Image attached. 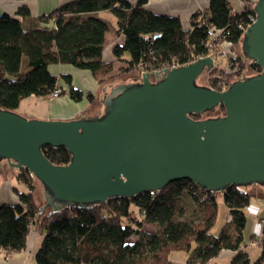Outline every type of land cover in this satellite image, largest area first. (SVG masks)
Masks as SVG:
<instances>
[{
	"label": "trees",
	"instance_id": "1",
	"mask_svg": "<svg viewBox=\"0 0 264 264\" xmlns=\"http://www.w3.org/2000/svg\"><path fill=\"white\" fill-rule=\"evenodd\" d=\"M148 1L69 0L47 16L54 19L53 27L30 30L24 29L19 18L0 13V108L17 111L28 96L49 98L57 88L65 93L50 70L53 64L89 70L105 86L104 77L114 70L113 61L103 59L108 23L96 16H84L100 10H110L124 34V42L113 48L115 60L125 64L120 71H155L206 56L208 30L216 27L224 29L233 55L228 67L215 65L205 74L223 73L230 84L243 73L261 72L253 60L236 49L243 37L240 25L254 13L251 0H241L246 2L245 10L237 9L235 14L228 0H210L208 12L195 13L189 28L178 16L150 11L145 7ZM28 13L25 6L18 11L21 16ZM65 80L70 82L71 75ZM206 86L223 89L217 81ZM69 95L76 101L85 97L90 103L95 100L93 93L74 87L69 88ZM224 114L225 106L219 104L191 116L205 119ZM42 150L55 164L70 162L71 154L64 146L45 145ZM0 176L15 179L13 190L18 197L16 203L0 205V250L9 255L27 248L34 229L43 236L36 253L38 264H173L172 252L177 250L187 252L189 264H206L223 250L233 252L230 264H264V224L257 240L254 234L252 238L259 240L260 255L252 260L244 248V208L251 196L242 186L230 184L224 193H214L189 179H180L156 192L116 196L103 203L54 211L50 206L42 210L45 203L36 194L37 178L29 169L12 167L3 159ZM219 195L229 214L219 233H214L211 229L218 214ZM188 212L190 216L185 217Z\"/></svg>",
	"mask_w": 264,
	"mask_h": 264
},
{
	"label": "water",
	"instance_id": "2",
	"mask_svg": "<svg viewBox=\"0 0 264 264\" xmlns=\"http://www.w3.org/2000/svg\"><path fill=\"white\" fill-rule=\"evenodd\" d=\"M252 1L256 19L242 32L240 50L260 73H243L222 90L201 85V75L215 67L207 55L109 80L98 96L103 106L77 118H30L0 108V162L36 176L42 210L156 192L180 179L214 193L230 184L264 185V0ZM219 104L223 116H191ZM45 145L64 146L70 162L53 163Z\"/></svg>",
	"mask_w": 264,
	"mask_h": 264
},
{
	"label": "crops",
	"instance_id": "3",
	"mask_svg": "<svg viewBox=\"0 0 264 264\" xmlns=\"http://www.w3.org/2000/svg\"><path fill=\"white\" fill-rule=\"evenodd\" d=\"M69 0H0V13H8L19 18L25 30L36 29L41 27H53L54 19L49 14L58 8L63 3ZM134 3L137 0H129ZM230 5L239 9L241 7V0H228ZM210 0H149L145 7L154 13L167 14L178 16L185 28L191 25L192 16L199 12H208ZM27 7L29 13L25 16L18 14L21 7ZM96 16L106 20L108 23V31L106 33V43L103 49V59L107 61H114L115 56L113 48L116 44L124 42V34L119 31L118 19L110 10H100L86 14L84 16ZM48 18L46 20L45 18ZM50 70L57 75L58 84L66 92L55 98H43L35 95L28 96L21 100L17 112L24 113L30 118L43 119H73L80 115H87L93 113L98 109V103H90L85 97L81 101L74 100L69 95V88L74 87L82 90L84 93L91 92L95 99H98L102 91V85L98 83L96 78L89 70L79 69L69 64H53ZM66 75H71V81L65 80ZM100 107L103 106L101 101ZM80 114V115H79ZM10 175V174H9ZM4 198H0V205L2 203L17 202L16 193L13 190L15 179L9 176L3 179ZM1 193V189H0ZM43 236L36 230L32 229L28 237L27 248L21 252L14 254H7L5 250H0V264H38L36 260V253L40 247ZM254 239L244 247L252 260L257 258L262 247L257 244ZM233 252L231 250H223L217 257L213 258L206 264H230ZM188 254L185 256V264L187 263ZM173 261V258H172Z\"/></svg>",
	"mask_w": 264,
	"mask_h": 264
},
{
	"label": "rangeland",
	"instance_id": "4",
	"mask_svg": "<svg viewBox=\"0 0 264 264\" xmlns=\"http://www.w3.org/2000/svg\"><path fill=\"white\" fill-rule=\"evenodd\" d=\"M229 49H230V51H228V53H229V56L231 57L233 55V53L231 51V47ZM236 49H237V51H239L240 54H243L242 51L240 50V41L237 44ZM214 56L216 58V65H219L220 68L228 67V60H229L228 56H222V55H214ZM113 63H114V70L111 74H108L104 77V84L106 82L109 83V80L111 82H115L118 80L119 77L127 78L130 74H135V75L141 76L140 71H135V70L120 71V68L122 66H125V64L123 62L114 60ZM205 76L200 77V81L203 84L206 83V77ZM49 98H51V97H49ZM93 102L101 104V101H98L97 99H95ZM3 179L5 180L6 177ZM35 185H36V189H37L36 194H38L41 197L42 202L45 203L44 187H43L42 183L36 179ZM4 186H5L4 182L2 180V177L0 176V189H1L0 198L1 199L4 198V193H2ZM241 186L243 189L248 191L250 193V196H251L249 205L244 208V211H245L246 216H247V224H246V228L244 230V241H245V243L248 244L251 242V240L253 238V234H254L255 240H257L256 238H258L261 235L262 226L264 224V221H263L264 220L263 219L264 218V185L251 183V184H244ZM22 188L25 189V187H22ZM185 198L188 200L189 199L188 195H186ZM15 201H18V199L16 200V198H15ZM11 203H16V202H11ZM228 214H229V209H228L227 205L225 204L224 199L219 195L218 196V214H217L215 223L211 229L212 232L219 233L222 225L227 220ZM184 215H185V217L190 216L189 212L187 214H184ZM195 215H198V213H195ZM255 242L257 244H259L258 243L259 240H258V242L257 241H255ZM186 254H187V252L184 250H177V251L172 252L171 258H173V264H185L186 263V261H185Z\"/></svg>",
	"mask_w": 264,
	"mask_h": 264
},
{
	"label": "built area",
	"instance_id": "5",
	"mask_svg": "<svg viewBox=\"0 0 264 264\" xmlns=\"http://www.w3.org/2000/svg\"><path fill=\"white\" fill-rule=\"evenodd\" d=\"M245 4H246V2L241 1V7L239 8V11L245 10ZM254 4H255V1L251 0V6H252L253 10H254V6H253ZM237 11H238L237 8L232 9L233 14H235ZM202 12H204V11H202ZM255 19H256V12L254 10V13L249 14V21H247L246 24L240 25V27L242 28V31H245L247 26L251 25L255 21ZM207 46H208V54L207 55L213 56L215 65H216V58L214 56L215 54L216 55H222V56H228V59H229L228 64H229L230 56H229L228 51H230L229 48L232 46V44L230 41L225 39L224 29L216 28V27L209 28ZM178 65L179 64L174 63L168 67H174V66H178ZM158 70H160V69H158ZM242 75L243 74H241L240 76H242ZM237 77H239V76H237ZM215 81L220 83V85L222 86L223 89H226L228 87L229 83H226V81L223 79V73H216V74L210 75L207 78V83L210 85ZM212 88H215V87H212ZM59 95H61V89L57 88L54 90V92L51 94L50 97L54 98V97H58Z\"/></svg>",
	"mask_w": 264,
	"mask_h": 264
},
{
	"label": "flooded vegetation",
	"instance_id": "6",
	"mask_svg": "<svg viewBox=\"0 0 264 264\" xmlns=\"http://www.w3.org/2000/svg\"><path fill=\"white\" fill-rule=\"evenodd\" d=\"M249 60H250V59H249ZM260 68H261V67H260ZM260 71H261V70H260ZM141 72H142V71H141ZM205 75H206V76H205ZM201 76H203V77L205 76V77H206V83H205V84L208 85V83H207V78L210 76V74L208 75V74L203 73ZM203 77H202V78H203ZM135 78H137V77L135 76V77H133L131 80L127 81V82L134 81ZM202 78H201V79H202ZM198 79H199V78H198ZM198 84H201V83L198 82ZM205 84H201V85H205ZM104 87H106V86H104ZM104 87H103V88H104ZM110 89H111V88H110ZM109 92H110V90L107 91V92H103V93H102V97H101V99H103V98H104V95H105L106 93H109ZM99 113H101V111H100Z\"/></svg>",
	"mask_w": 264,
	"mask_h": 264
}]
</instances>
